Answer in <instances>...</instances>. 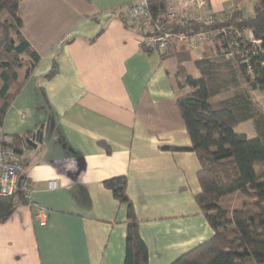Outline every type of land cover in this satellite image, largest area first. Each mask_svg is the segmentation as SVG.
<instances>
[{
    "label": "crops",
    "instance_id": "obj_1",
    "mask_svg": "<svg viewBox=\"0 0 264 264\" xmlns=\"http://www.w3.org/2000/svg\"><path fill=\"white\" fill-rule=\"evenodd\" d=\"M136 1L69 0L61 7L24 0L42 58L2 129L36 133L43 125L44 136L23 152L33 204H18L0 221V264H124L127 208L104 183L119 176L149 264H169L213 236L196 201L197 155L165 148L192 142L174 103L176 65L161 51H145L142 32L130 25L127 5ZM207 2L215 15L253 16L245 0ZM209 45L201 55L190 49L188 62ZM54 61L58 72L47 78ZM50 180L57 187L49 188ZM37 208L48 212L46 223L36 220Z\"/></svg>",
    "mask_w": 264,
    "mask_h": 264
},
{
    "label": "trees",
    "instance_id": "obj_2",
    "mask_svg": "<svg viewBox=\"0 0 264 264\" xmlns=\"http://www.w3.org/2000/svg\"><path fill=\"white\" fill-rule=\"evenodd\" d=\"M56 1L60 3L56 4L58 6L70 7L69 0ZM148 3L154 13L165 7V0H148ZM26 5L24 0H0V127L42 58V51L29 37L28 16L24 14ZM81 9L85 10L79 3L76 10L80 16ZM254 9L253 16L245 17L241 10H235L224 18L216 15L215 21L209 24L178 18L169 22L167 28L174 32L193 33L233 25L251 29L257 38H262L264 0H258ZM130 25L136 27L133 23ZM212 40L217 42L216 54H204L194 60L198 76L186 64L191 52L185 56L188 49L182 44L172 41L167 50L161 51L162 57L170 58L176 65L174 103L192 142L190 147L165 148L192 151L197 155L201 190L196 201L214 229L210 239L169 264H264V107L254 94L255 91L264 92V65L261 64L264 54L251 58L254 71L251 76L247 64L239 56L225 58L226 39L220 35ZM141 45L147 52L159 51L145 43ZM57 72L58 65L54 61L46 77L52 78ZM231 89V95L212 101L215 96ZM250 120L257 136L250 138L245 133L236 132L238 125ZM11 135L14 147L23 153L25 147L30 148L27 139L35 138L36 133ZM25 180L24 175L22 182ZM126 181L124 176L104 181L127 208L124 264H149L148 246L140 234V220L126 192ZM237 193L250 196L252 206L231 208L221 204L224 197ZM21 203L31 204L23 192H19L17 199L0 195V221L7 220Z\"/></svg>",
    "mask_w": 264,
    "mask_h": 264
},
{
    "label": "built area",
    "instance_id": "obj_3",
    "mask_svg": "<svg viewBox=\"0 0 264 264\" xmlns=\"http://www.w3.org/2000/svg\"><path fill=\"white\" fill-rule=\"evenodd\" d=\"M127 12L131 22L142 31V43L159 51L167 50L172 41L179 42L186 49H195L221 35L228 41L229 50H225V58L239 56L247 64L251 76L254 75L251 58L264 54L262 38H257L251 29L228 25L216 30L189 33L167 28L169 22L178 18L213 23L216 15L208 12L207 0H165V7L155 13L149 8L148 0H138L127 5ZM224 17L227 16L220 18ZM261 64L264 65V61ZM13 143V136L0 127V195L17 199L19 192H23L30 200L35 187L28 177L22 182L23 176H26V156L19 153ZM57 185L56 180L48 181L49 188ZM35 218L44 224L48 220V212L37 208Z\"/></svg>",
    "mask_w": 264,
    "mask_h": 264
},
{
    "label": "rangeland",
    "instance_id": "obj_4",
    "mask_svg": "<svg viewBox=\"0 0 264 264\" xmlns=\"http://www.w3.org/2000/svg\"><path fill=\"white\" fill-rule=\"evenodd\" d=\"M245 1L247 2L246 7L244 9V10H246V14L254 15L255 14L254 6L256 3L255 0H245ZM0 39H1V32H0ZM208 43H210V45L204 51V54H209V55L214 56L216 54L217 42L216 41H208ZM202 46L203 45H200L196 48V49H198L196 54H200V55L202 54L201 53ZM185 53H186L185 56H187L188 53H190V50H185ZM186 64L190 67L191 72H193L197 76L199 75L198 70L196 69V66L193 64L192 60ZM231 93H232V91H227V92H224L222 94H219V95L215 96L212 99V101H219V100L231 95ZM254 94H255V98L258 99L260 104L264 107V92L255 91ZM236 132L245 133L250 138L257 136L256 128L254 127L253 121H251V120L238 125L236 127ZM251 202H252V198L250 196L242 194V193H237L235 195H228V196L224 197L221 204L224 206H230L231 208H243V207L252 206Z\"/></svg>",
    "mask_w": 264,
    "mask_h": 264
},
{
    "label": "water",
    "instance_id": "obj_5",
    "mask_svg": "<svg viewBox=\"0 0 264 264\" xmlns=\"http://www.w3.org/2000/svg\"><path fill=\"white\" fill-rule=\"evenodd\" d=\"M262 47L264 48V36L262 37ZM43 136H44V131H43V125L40 127V129L37 130L35 138L27 139V142L30 146L37 148L39 143L43 142Z\"/></svg>",
    "mask_w": 264,
    "mask_h": 264
}]
</instances>
